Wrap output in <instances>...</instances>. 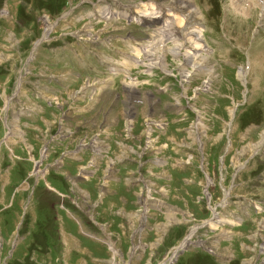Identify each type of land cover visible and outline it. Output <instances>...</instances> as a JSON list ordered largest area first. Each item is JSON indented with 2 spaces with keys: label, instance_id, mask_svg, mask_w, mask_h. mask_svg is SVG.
<instances>
[{
  "label": "rangeland",
  "instance_id": "rangeland-1",
  "mask_svg": "<svg viewBox=\"0 0 264 264\" xmlns=\"http://www.w3.org/2000/svg\"><path fill=\"white\" fill-rule=\"evenodd\" d=\"M176 1L0 0V264H264V0Z\"/></svg>",
  "mask_w": 264,
  "mask_h": 264
},
{
  "label": "bare ground",
  "instance_id": "bare-ground-1",
  "mask_svg": "<svg viewBox=\"0 0 264 264\" xmlns=\"http://www.w3.org/2000/svg\"><path fill=\"white\" fill-rule=\"evenodd\" d=\"M234 2H236V3H234V5H235V7L238 9V11H241V12H244V13H249V12H251V11H253L254 10V5H253V3H252V0H235ZM176 3H177V5H178V8H180V9H183V10H185V12H191V6H190V3L188 2V0H178V1H176ZM176 11H177V9H176ZM162 12V11H161ZM158 14H161V13H158ZM158 14H152V15H148V16H144V18H151V21H158V19H160V18H162V15L160 16V17H158L157 15ZM242 14V13H241ZM165 18V17H164ZM151 21H149V22H151ZM184 22V21H183ZM186 22H187V20H186ZM155 23H158V22H155ZM167 23V22H166ZM194 24H196V23H194ZM191 25V24H190ZM169 28L171 29V30H174L175 29V27H166V29H165V32H166V34H167V37H166V39L167 38H169L168 37V34H170V32L168 33V30H169ZM187 29V28H186ZM188 30V29H187ZM175 31V30H174ZM179 33V32H178ZM177 34V33H176ZM176 34H175V36H176ZM185 35V34H184ZM190 38L191 39H193V41L195 40V42L196 43H198V42H200L202 39L200 38V37H198V34L195 32L194 33V31L192 32V33H190ZM197 45V44H196ZM199 45V44H198ZM197 45V47H196V49H198V51H199V47L201 46V45H199L198 46ZM200 49H202V47L200 48ZM205 52V51H204ZM148 57H150L149 56V53H148ZM186 244V243H185ZM184 244V245H185Z\"/></svg>",
  "mask_w": 264,
  "mask_h": 264
}]
</instances>
